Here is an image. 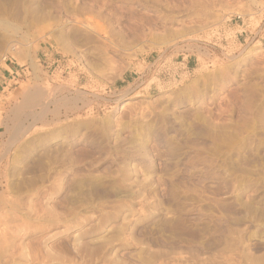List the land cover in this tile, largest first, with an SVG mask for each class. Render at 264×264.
<instances>
[{
	"label": "rangeland",
	"instance_id": "obj_1",
	"mask_svg": "<svg viewBox=\"0 0 264 264\" xmlns=\"http://www.w3.org/2000/svg\"><path fill=\"white\" fill-rule=\"evenodd\" d=\"M5 65L0 264H264V0H0Z\"/></svg>",
	"mask_w": 264,
	"mask_h": 264
},
{
	"label": "crops",
	"instance_id": "obj_2",
	"mask_svg": "<svg viewBox=\"0 0 264 264\" xmlns=\"http://www.w3.org/2000/svg\"><path fill=\"white\" fill-rule=\"evenodd\" d=\"M5 66V68H0V87L2 85H6L7 82L10 81L9 76L13 73L12 69L9 66Z\"/></svg>",
	"mask_w": 264,
	"mask_h": 264
},
{
	"label": "bare ground",
	"instance_id": "obj_3",
	"mask_svg": "<svg viewBox=\"0 0 264 264\" xmlns=\"http://www.w3.org/2000/svg\"><path fill=\"white\" fill-rule=\"evenodd\" d=\"M27 94V93H26ZM26 96V95H25ZM30 96V95H29ZM37 96H39V95H37ZM36 96V97H37ZM27 97H28V95H27ZM43 98V97H42ZM29 99V98H28ZM28 101V100H27ZM29 102V101H28ZM33 102V101H32ZM50 102V101H49ZM49 102H48V100H47V102L46 103H44V105L43 106H41V109L44 111V112H46V111H48V107H49ZM27 104V103H26ZM30 104V103H29ZM38 104V103H37ZM36 104V105H37ZM35 105V104H34ZM30 106V105H29ZM40 106V105H39ZM35 119V118H34ZM17 127H19V126H17ZM24 127V126H23ZM1 236V235H0ZM1 240V239H0ZM5 249V248H4ZM10 257V256H9Z\"/></svg>",
	"mask_w": 264,
	"mask_h": 264
}]
</instances>
